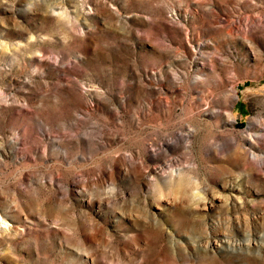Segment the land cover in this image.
Wrapping results in <instances>:
<instances>
[{
    "label": "rangeland",
    "instance_id": "374dc122",
    "mask_svg": "<svg viewBox=\"0 0 264 264\" xmlns=\"http://www.w3.org/2000/svg\"><path fill=\"white\" fill-rule=\"evenodd\" d=\"M0 264H264V0H0Z\"/></svg>",
    "mask_w": 264,
    "mask_h": 264
}]
</instances>
